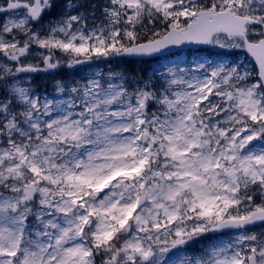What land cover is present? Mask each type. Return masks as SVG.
<instances>
[{
	"label": "snow or ice",
	"instance_id": "obj_1",
	"mask_svg": "<svg viewBox=\"0 0 264 264\" xmlns=\"http://www.w3.org/2000/svg\"><path fill=\"white\" fill-rule=\"evenodd\" d=\"M0 264H264V0H0Z\"/></svg>",
	"mask_w": 264,
	"mask_h": 264
},
{
	"label": "rangeland",
	"instance_id": "obj_2",
	"mask_svg": "<svg viewBox=\"0 0 264 264\" xmlns=\"http://www.w3.org/2000/svg\"><path fill=\"white\" fill-rule=\"evenodd\" d=\"M217 49H219V48H217ZM219 50L227 51V50H224V49H219ZM197 57H204V54L197 55V56H190L189 54L181 53V54H178L177 56H174V57H172L170 59L161 60L160 62L161 63H168L170 61H176V60H188V59H193L194 60ZM41 81H42V83H40L39 81H36V82L39 85L49 84V78L46 75H42V80Z\"/></svg>",
	"mask_w": 264,
	"mask_h": 264
},
{
	"label": "water",
	"instance_id": "obj_3",
	"mask_svg": "<svg viewBox=\"0 0 264 264\" xmlns=\"http://www.w3.org/2000/svg\"><path fill=\"white\" fill-rule=\"evenodd\" d=\"M200 46H207V45L185 44L181 46L172 47L170 50H165V52H163L162 54L167 53V52H172L180 48L200 47Z\"/></svg>",
	"mask_w": 264,
	"mask_h": 264
}]
</instances>
